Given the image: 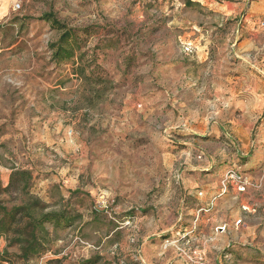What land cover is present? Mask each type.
<instances>
[{
	"label": "rangeland",
	"instance_id": "rangeland-1",
	"mask_svg": "<svg viewBox=\"0 0 264 264\" xmlns=\"http://www.w3.org/2000/svg\"><path fill=\"white\" fill-rule=\"evenodd\" d=\"M185 1L0 0V202L24 169L69 218L2 261L264 264V0ZM44 14L76 30L90 80L51 62ZM230 170L249 185L222 194Z\"/></svg>",
	"mask_w": 264,
	"mask_h": 264
},
{
	"label": "trees",
	"instance_id": "trees-1",
	"mask_svg": "<svg viewBox=\"0 0 264 264\" xmlns=\"http://www.w3.org/2000/svg\"><path fill=\"white\" fill-rule=\"evenodd\" d=\"M185 5L194 6L195 3L186 0ZM59 32L55 42L49 43L51 62L61 64L64 61L76 60L73 75L83 80H90L91 74L82 64L80 51V38L76 30L70 29L55 18L52 14H44L41 19ZM79 53V54H77ZM32 176L28 170L13 168L9 176V184L4 189L5 193L14 190L20 201L15 199L8 207L0 202V237L6 239V246L0 256V264L8 263L1 260L10 247L16 246L17 257L22 262H29L37 258L46 250L44 238L47 236L46 224L58 228L62 224L69 223V218L63 212L48 211L38 198L30 195L29 189Z\"/></svg>",
	"mask_w": 264,
	"mask_h": 264
},
{
	"label": "built area",
	"instance_id": "built-area-1",
	"mask_svg": "<svg viewBox=\"0 0 264 264\" xmlns=\"http://www.w3.org/2000/svg\"><path fill=\"white\" fill-rule=\"evenodd\" d=\"M20 8L19 4H16L14 6V10H18ZM259 26L264 29V17L260 20L259 22ZM186 52H188V48L185 50ZM229 181H232L234 182L240 191H243L244 188H246L249 184L247 182H245V180L243 179V177L239 176V174L235 173L234 171H229L227 172V175L225 176V179L223 180V183H222V188H223V191H222V194H224L226 192V185L228 184ZM240 221L237 220V224H239ZM224 230V228L222 229V231ZM3 264H8V263H3Z\"/></svg>",
	"mask_w": 264,
	"mask_h": 264
},
{
	"label": "crops",
	"instance_id": "crops-1",
	"mask_svg": "<svg viewBox=\"0 0 264 264\" xmlns=\"http://www.w3.org/2000/svg\"><path fill=\"white\" fill-rule=\"evenodd\" d=\"M239 7H241V5L238 4V6H236L235 9L239 10ZM205 169H207V168H205ZM205 169H203V170H205ZM216 190L217 189L214 186H212L211 190H207L206 192H204V194L201 195L203 197V198H201V202L203 204L207 203V201L210 200L217 193ZM4 248H5V243H4L3 239L0 237V254L3 252Z\"/></svg>",
	"mask_w": 264,
	"mask_h": 264
}]
</instances>
